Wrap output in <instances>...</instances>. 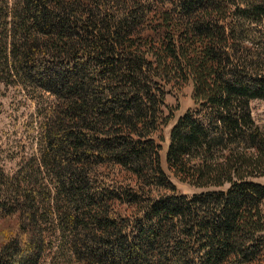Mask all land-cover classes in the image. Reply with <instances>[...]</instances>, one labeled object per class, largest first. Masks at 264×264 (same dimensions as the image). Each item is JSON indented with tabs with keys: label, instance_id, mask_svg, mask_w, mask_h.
<instances>
[{
	"label": "trees",
	"instance_id": "1",
	"mask_svg": "<svg viewBox=\"0 0 264 264\" xmlns=\"http://www.w3.org/2000/svg\"><path fill=\"white\" fill-rule=\"evenodd\" d=\"M0 82L47 98L39 155L0 167V264H264V0H0ZM189 82L179 194L155 134Z\"/></svg>",
	"mask_w": 264,
	"mask_h": 264
},
{
	"label": "rangeland",
	"instance_id": "2",
	"mask_svg": "<svg viewBox=\"0 0 264 264\" xmlns=\"http://www.w3.org/2000/svg\"><path fill=\"white\" fill-rule=\"evenodd\" d=\"M165 96V113L173 114L168 126H162L155 134L161 144V164L164 171L171 176L179 194H192L194 189L172 177L166 163L165 155L169 144V131L176 119L188 109H194L192 83L177 87L167 85ZM47 98L32 94L21 84L0 82V167L12 175L19 165L27 158L38 156L40 150L41 122L45 112ZM252 114L256 122L264 127V100L255 99L251 102ZM264 184V175L254 178ZM153 194H170L171 191L154 188ZM54 249L58 240L52 237ZM55 256L62 258L61 251ZM46 264V263H45Z\"/></svg>",
	"mask_w": 264,
	"mask_h": 264
}]
</instances>
